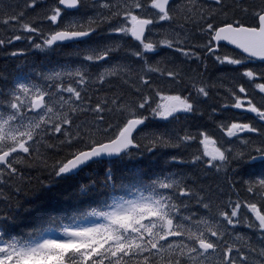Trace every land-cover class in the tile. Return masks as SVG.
<instances>
[{"label": "snow or ice", "instance_id": "snow-or-ice-1", "mask_svg": "<svg viewBox=\"0 0 264 264\" xmlns=\"http://www.w3.org/2000/svg\"><path fill=\"white\" fill-rule=\"evenodd\" d=\"M213 4L209 8L198 0H148L147 3L126 0L118 4L110 0H55L36 14L50 12L43 15V19L51 22V27L45 30L24 21L25 9L39 6L37 0H24L20 11L0 18V23L10 26L12 31L24 33L10 40L0 38V45L21 39L31 43V49H20L9 55L15 57L31 51L47 57L71 44L76 48L68 59L72 55L79 58L75 66L66 62L41 71L22 62L15 69L13 81L0 89V96L11 97L4 101L10 105L6 108L10 114L6 117L0 114V194L7 187L16 193L24 191L32 195L105 157L116 162L125 157L152 160L163 150L195 145L197 139L202 152L196 148L189 158L174 151L165 163L199 165L202 171L206 168L217 173L224 171L225 177H240L245 170H252L256 178L243 183L249 192L264 191V128L251 123L219 124L227 137H236L245 131L257 134L258 139H243L237 148L225 147L222 139L213 140L207 131H190L186 127L181 134L177 128L190 118L204 114L202 98L207 99L210 89L215 87L202 72L186 71V62H200L205 71L209 56L221 65L242 66L256 60L264 63V0L251 5L247 0H213ZM66 10L79 15L69 16ZM173 21L177 22L175 27L171 26ZM161 22L169 27L156 28ZM113 35L121 40L131 37L137 46L116 43L111 39ZM194 35L200 37V43H190ZM222 45L232 46L238 55L216 54ZM157 50L164 55L150 59L149 53L159 56ZM165 50L179 53L183 60L174 63L175 57ZM106 61L111 64L98 73L101 86L107 77H120L121 85H128L130 94L113 92L114 98L98 97L94 107L85 102L77 87L65 89L55 83L60 92L68 93V99L60 100L61 111L55 112L44 103L45 92L30 79L35 76L55 82L67 74L79 86H86L90 80L97 83L90 76L91 66ZM240 75L249 81H255L258 76L264 79V68L258 72L244 67ZM255 87L264 93V83H256ZM239 92H247L243 83L239 85ZM233 95V107L244 109L241 97ZM29 96L31 108L40 109L44 114L39 115L38 121L33 118L24 123L21 109ZM81 105L92 119L76 123L72 114L80 112ZM65 107L67 111L63 110ZM247 109L264 121V110L252 100L247 101ZM216 111L212 108L209 115ZM142 128L147 131L141 132ZM38 136L45 141L43 144L37 140ZM48 140L52 143H47ZM209 144L219 146L210 151ZM24 167L39 169L44 179L24 189L13 180L22 175ZM240 182L229 180L231 186ZM175 189L179 196L161 194ZM77 194L86 198L85 206L89 210L75 215L71 224L62 225L60 237L50 235L51 224L55 222L52 220L26 234L0 238V264H67L68 261L71 264H128L141 257L142 264H209L210 255L214 257L212 264H264V195H258L255 202L246 205L228 201L230 211L219 207L213 210L210 201L204 202L208 199L206 195L198 196L193 187L185 184L182 169L150 173L148 166L139 162L126 172L108 167L91 185L78 182ZM3 198L10 201L11 192ZM175 200H186L180 205L185 210L192 205L202 207L207 210V216L194 220L198 213L184 215L173 203ZM15 206L22 207L19 200ZM242 206L251 213V218L240 211ZM0 212L4 213L0 215V237H3L9 222L18 217L5 209ZM239 224L259 230L262 238L259 250L249 244L246 251L240 243L244 238L239 234L232 238ZM137 264L141 262L137 260Z\"/></svg>", "mask_w": 264, "mask_h": 264}, {"label": "trees", "instance_id": "trees-1", "mask_svg": "<svg viewBox=\"0 0 264 264\" xmlns=\"http://www.w3.org/2000/svg\"><path fill=\"white\" fill-rule=\"evenodd\" d=\"M125 1L126 0H113L112 3H125ZM146 1L147 0H145V2ZM198 2L206 4L209 8L214 7L213 0H206L205 2L198 0ZM226 2H230V0H226ZM247 2L251 5L258 3V0H247ZM23 3L24 0H0V18L6 14H12L14 11H20L21 8H23ZM37 3L39 5L38 7L30 10L25 9L23 19L25 22H32L34 27L47 30L51 27V23L44 24L47 20L43 19V15L37 16L36 14L40 13L41 9H46L49 5L55 3V0H37ZM49 14L50 12L45 13V15ZM67 14L69 16L79 15V13L74 11H67ZM176 24L177 22L173 21L171 26L175 27ZM165 27H169V25L165 22H161L156 28L163 29ZM192 32L194 33L195 29H192ZM22 34H24L22 30L12 31L10 26L0 23V38L10 40L12 36ZM36 38L37 40L39 39V37ZM128 38L130 41L124 44L126 46L136 47L137 42L133 41L131 37H127L126 39ZM111 39L116 43H123L126 40H121L118 35H113ZM200 42L201 39L198 35H194L190 40V43L192 44ZM80 47H83V45ZM75 48L76 46L74 45L66 44L61 49L57 50L56 53H49L47 57H42L31 51L13 57L9 55V53L20 49H31V43L27 39H21L12 40L11 43L0 45V89L6 88L13 81L15 69L22 66V62L25 61L31 67L35 68L36 71L51 69L66 62L75 66L79 63V58L72 55L71 58L68 59L69 54L73 53ZM67 49L70 51H67ZM157 51L159 52V56L149 53L150 59L156 60L164 55V52ZM165 51L175 57V60L173 61L174 63L179 64L183 60L179 53H173L172 50ZM216 54L238 55L235 50L224 45L220 47ZM110 64L111 61H106L104 64L92 65L90 76L92 79L97 80V83H92L90 80L86 86H79L77 81L67 74L55 82L37 79L35 76L30 79L45 92L46 104H49L47 98L51 99L53 102V110L55 112L61 111L60 100L62 98L68 99V93L60 92L59 89L55 88V83L61 84L62 88L65 89L69 86L77 87V90L82 92L85 102L91 103L94 107L98 97H103L105 95L112 97L113 92H122L125 96L130 94L129 86H122L120 77H107L106 82L101 86L98 81V73L101 68L110 66ZM244 67L253 68L259 72L261 68H264V63L250 61L242 66L221 65L209 56L207 58L206 71L203 68V64L200 62L192 61L185 63L186 71L196 69L197 71L202 72L203 76L207 79V82L209 84H215V87L210 89V95L207 99L202 98L201 108L204 114L192 117L185 123L177 125L181 134H183L186 127L190 131H207L208 134L212 136L213 140L222 139L225 142V147L234 148L240 147V141L243 139H258L257 134L248 131L238 133L236 137H227L223 129L218 127L221 123L230 124L236 122L251 123L257 128H264V121H261L255 113H252L247 109V101L252 100L254 105L261 108V110H264V93H260L259 89L255 87L256 83H264V79H260L258 76L255 81H249L248 78L240 75ZM241 83L245 85L247 89L246 93L239 92V85ZM129 85L134 87L132 81H129ZM233 93L240 96L244 101V109H236L233 107L235 103ZM8 99H10L9 96H0V110L10 106L4 104V101ZM73 99L75 98L73 97ZM212 108L217 109V111L210 116L209 113H211ZM63 110L67 111V107ZM72 115L76 123L87 122L92 119L91 114L87 112L83 105H81L80 112L73 113ZM73 127H75V124ZM102 127H106V125ZM144 131H147V129L142 128L141 132ZM37 140H40L41 144L45 142L39 136L37 137ZM47 143H52V141L48 140ZM196 148H199L202 152V146L199 145V139H197L195 145H190L186 149L163 150L162 154L156 155L152 160H145L143 158H138L137 160L125 157L119 162H116L115 160H100L92 162L81 170H78L68 179L46 185L38 191H35L32 195H26L24 191L16 193L14 189L4 187L3 193L0 194V209H5L16 215L18 218L14 222H9V227L5 230V235L1 238L6 239L11 234H26L27 231L32 228L41 226V224L52 220L55 222L51 224V227H58L61 222L64 223L72 220L75 215L89 210V208L85 206L86 198L78 196L77 194L78 182L91 185L108 167H113L118 172H126L128 169L134 168L138 162L142 165H147L150 173L155 172L157 174H162L169 171L174 172L178 168L182 169L185 175V184L193 187L197 191L198 196L204 197L206 195L208 199L204 200V202L208 203L210 201L213 210L219 207L220 210L230 211V208L227 207L228 201H232L233 204L240 201L242 202V205H246L248 202H255L258 195H264V191H259L258 189L249 192L248 186L243 183V180L256 178V175L252 174V170H245L240 177H225L224 171L217 173L215 169L211 168H206V170L202 171L199 165L189 167L185 165H172L170 163H165L167 156L173 154L174 151L177 155H183L190 158V155L196 150ZM41 179H44V176L41 175L39 169L27 167L22 169V175L18 174L17 177L13 178L16 183H21L24 189L37 185L38 181ZM231 179H238L241 182L236 186H231L229 184V180ZM29 181H31V183H29ZM9 192H11L12 197L10 201L3 198L4 196H7ZM161 194L179 196L178 189L169 190L167 193ZM16 200L20 201L22 207L17 208L15 206ZM173 203L180 208V205L186 203V200H175ZM180 211L184 215H188L189 212L198 213V215L193 217L194 220L199 219L200 216H207V210L195 205L190 206L187 210L180 208ZM240 211L242 213H247L248 217L251 218V213L247 211L246 207L242 206ZM3 214V212H0V215ZM237 234L244 238L240 243L245 247L246 251L249 244L255 246L257 250L262 246V238L258 229L253 230L247 228L243 224H239L233 230L232 238L235 239ZM137 260L142 264V257L130 260L128 261V264H137ZM213 261L214 259L209 260V264H212Z\"/></svg>", "mask_w": 264, "mask_h": 264}, {"label": "rangeland", "instance_id": "rangeland-1", "mask_svg": "<svg viewBox=\"0 0 264 264\" xmlns=\"http://www.w3.org/2000/svg\"><path fill=\"white\" fill-rule=\"evenodd\" d=\"M112 1L113 0H110L111 3H112ZM176 1L181 2V0H176ZM147 2H148V0L146 1V3ZM146 18H149V17L146 16ZM50 23H51L50 21H46L44 24H50ZM67 51H70V50L67 49ZM9 98L11 99L10 96H9ZM45 99L46 98H44V103H45ZM47 100H48V103H49L48 106L51 107V108H53V104H52L53 102L51 101V99L47 98ZM21 102L22 103L24 102L23 95H21ZM30 105H31V96L28 97L27 103L24 104V107L21 109V113L25 116V119L23 121L24 123H29L30 121L33 120V118L38 121L39 120V115H43L44 114L43 112L40 111V109H32ZM8 107H10V106H8ZM46 110L47 109H45V111ZM0 114H3L6 117L10 113L7 112L6 111V108H5V109L0 110ZM208 147H209V150L211 151L216 146L213 145V144H209ZM42 150H44L43 147L40 148V151H42ZM202 151H203V147H202ZM67 224H71V222L70 223H67ZM50 235L55 236V237H60L62 235V233L59 232V233L50 234Z\"/></svg>", "mask_w": 264, "mask_h": 264}, {"label": "bare ground", "instance_id": "bare-ground-1", "mask_svg": "<svg viewBox=\"0 0 264 264\" xmlns=\"http://www.w3.org/2000/svg\"><path fill=\"white\" fill-rule=\"evenodd\" d=\"M42 2H43V1H42ZM202 2H204V1L202 0ZM23 4H24V3H23ZM43 15H45V13H44ZM129 41H130V40H129V38H128V39L125 40V42H123V44H124V43H128Z\"/></svg>", "mask_w": 264, "mask_h": 264}, {"label": "water", "instance_id": "water-1", "mask_svg": "<svg viewBox=\"0 0 264 264\" xmlns=\"http://www.w3.org/2000/svg\"><path fill=\"white\" fill-rule=\"evenodd\" d=\"M229 46V45H228ZM229 47H232V46H229ZM105 158H108V157H105Z\"/></svg>", "mask_w": 264, "mask_h": 264}]
</instances>
